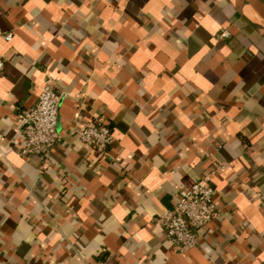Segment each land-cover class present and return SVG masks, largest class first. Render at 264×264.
<instances>
[{
  "label": "crops",
  "instance_id": "obj_1",
  "mask_svg": "<svg viewBox=\"0 0 264 264\" xmlns=\"http://www.w3.org/2000/svg\"><path fill=\"white\" fill-rule=\"evenodd\" d=\"M0 61V264H264V0H0ZM47 76L41 162L15 122ZM204 176L218 216L180 253L157 218Z\"/></svg>",
  "mask_w": 264,
  "mask_h": 264
},
{
  "label": "built area",
  "instance_id": "obj_2",
  "mask_svg": "<svg viewBox=\"0 0 264 264\" xmlns=\"http://www.w3.org/2000/svg\"><path fill=\"white\" fill-rule=\"evenodd\" d=\"M222 35L227 36L228 33L224 32ZM11 37V33L5 34L7 40ZM61 97L54 88L52 79L47 76L37 102L22 111L16 119L15 128L23 139L20 156H37L41 162L48 160L60 140L57 123ZM76 136L97 156L104 155L114 142L110 128L100 120L86 124L76 131ZM213 196L214 189L209 177L204 176L189 188L181 190L175 205L157 218L164 235L178 252L197 246L200 230L217 218L218 211Z\"/></svg>",
  "mask_w": 264,
  "mask_h": 264
},
{
  "label": "water",
  "instance_id": "obj_3",
  "mask_svg": "<svg viewBox=\"0 0 264 264\" xmlns=\"http://www.w3.org/2000/svg\"><path fill=\"white\" fill-rule=\"evenodd\" d=\"M61 100H62V97H61L60 100H59V103H58V109H59V106H60V102H61ZM58 120H59V114H58ZM57 129H58V123H57Z\"/></svg>",
  "mask_w": 264,
  "mask_h": 264
}]
</instances>
